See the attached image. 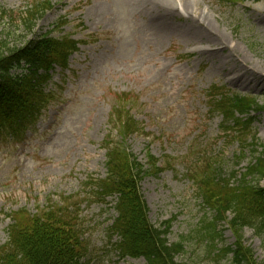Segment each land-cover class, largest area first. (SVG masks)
<instances>
[{
	"label": "rangeland",
	"instance_id": "1",
	"mask_svg": "<svg viewBox=\"0 0 264 264\" xmlns=\"http://www.w3.org/2000/svg\"><path fill=\"white\" fill-rule=\"evenodd\" d=\"M33 1L0 0V33L10 26L12 11L16 15ZM51 1L55 6L38 20L35 36L53 31L85 42L72 56L69 70L56 69L47 91L54 81L57 97L29 138L18 144L0 137V245L8 241L15 212L35 213L59 201L79 202L80 216L75 211L78 218L73 221L83 229L89 247L83 264H148L143 257L118 256L117 237L111 238L110 229L115 199L106 205L89 199L93 196L84 198L93 192L87 183L94 185L107 175L100 142L108 132L116 94L126 91L133 94L134 112L142 123L128 145L142 162L150 150L171 163L162 174L149 175L141 183L148 220L161 228L164 221H173L169 242L184 240L178 263L237 264L232 253L219 252L237 240L229 223L221 224L223 236L216 245L209 242L202 221L213 211L204 208L190 177L196 169L204 172L205 165H200L203 159L207 163L203 150L211 148L208 144L221 146L219 158L226 172L238 160L237 143L221 144L217 136L221 116L207 112L205 90L226 84L264 104V72L258 71L264 69V0L227 6L218 0H193L187 12L182 0H176L173 16L167 15L163 0ZM62 16L69 23L57 30L54 26ZM217 35L229 40L230 47L237 46L244 57L241 62L230 56L229 48L215 45ZM251 131L264 143V111ZM193 143L200 151L191 155ZM251 157L248 153L241 166ZM243 237L240 250L251 249V259L261 263L264 234L246 227Z\"/></svg>",
	"mask_w": 264,
	"mask_h": 264
},
{
	"label": "trees",
	"instance_id": "2",
	"mask_svg": "<svg viewBox=\"0 0 264 264\" xmlns=\"http://www.w3.org/2000/svg\"><path fill=\"white\" fill-rule=\"evenodd\" d=\"M222 4L239 0H218ZM54 7L51 0H34L25 9L12 11L10 26L0 33V137L20 143L34 125L52 96L44 91L57 66L69 67V57L78 50L79 41L69 34L56 36L53 31L35 36L37 21ZM15 15V16H14ZM57 30L68 23L60 19ZM32 35L34 38H29ZM22 72L14 73L13 70ZM52 71V73H51ZM221 93L219 110L224 116L225 134L233 132L238 137L236 156H245V149L252 147L253 159L240 172L235 166L231 172L210 161L197 183L198 197L213 211L211 219L203 220L211 244L216 245L223 236L220 225L227 221L237 235L236 248H223L233 252L237 264H255L251 249L243 246L246 226L264 233V145L254 135L240 139V130L247 131L256 116L251 113L264 110L257 98L229 91ZM134 103L130 93H120L109 116V132L103 146L108 149L106 166L108 174L97 179L93 195L99 200L117 196V218L113 224L121 236L124 253L145 255L152 264H181L175 259L184 250V240L169 242L171 220L165 228L155 227L147 218V205L139 190V182L147 173L158 174L164 163L150 153V164L145 167L129 149L127 140L138 131L139 122L132 113ZM119 139L110 143L113 134ZM248 133V132H247ZM258 148H262L259 150ZM239 164V163H237ZM66 205L62 201L38 212L23 209L12 216L9 239L0 246V264H79L82 234L73 221L78 203ZM231 216V218L229 217ZM207 221V222H206ZM85 254V253H84ZM264 264V260L259 263Z\"/></svg>",
	"mask_w": 264,
	"mask_h": 264
},
{
	"label": "bare ground",
	"instance_id": "3",
	"mask_svg": "<svg viewBox=\"0 0 264 264\" xmlns=\"http://www.w3.org/2000/svg\"><path fill=\"white\" fill-rule=\"evenodd\" d=\"M163 1H164L163 6H164V8H165L166 11H167V15H171V16H173V15L175 14L174 7H175V5H176V0H174V3H173V0H163ZM194 4H195V2H194L193 0H182V6H183V8L186 10V12H187V11H190L191 9H193ZM177 9H179V8H177ZM185 10H184V11H185ZM217 37H218L219 41L216 42L215 45L220 44V45H224L223 48H225V49L229 48L230 56H231L234 60L236 59L237 61L241 62L242 59H243L244 57L240 54V52H239L237 46L230 47V46L228 45V44H229V40H227L223 35H217ZM214 39L216 40V38H214ZM208 41L211 42L212 40L209 39ZM216 41H217V40H216ZM213 45H214V44H213ZM240 59H241V60H240ZM258 71H260V72H264V69H263V70H258ZM235 73H236V72H235ZM252 76H253V75H252ZM253 77H254V76H253ZM255 78H259V79H260V76H255ZM248 80H249V79L247 78V81H248ZM258 83H259V81H258V79H257V84H258Z\"/></svg>",
	"mask_w": 264,
	"mask_h": 264
}]
</instances>
